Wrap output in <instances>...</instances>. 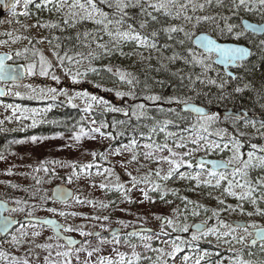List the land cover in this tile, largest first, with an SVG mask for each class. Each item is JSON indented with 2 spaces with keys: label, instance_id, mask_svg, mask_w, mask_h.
<instances>
[{
  "label": "snow or ice",
  "instance_id": "snow-or-ice-1",
  "mask_svg": "<svg viewBox=\"0 0 264 264\" xmlns=\"http://www.w3.org/2000/svg\"><path fill=\"white\" fill-rule=\"evenodd\" d=\"M20 3L21 0H14L11 7L15 9ZM0 5L8 7L7 0H0ZM30 5L38 11L54 12L60 16V19L55 21H42L37 18L36 23L31 27L58 31L62 34L75 30L74 34L63 36L53 34L51 38L44 37L36 41V44H40L47 40L55 58L53 63L42 50L35 47L31 37L14 36L12 32L3 33L2 35L11 38L12 44L27 40L31 47L25 46L0 55L2 82L11 81L13 85H18L26 76L39 75L50 76L59 84V77L54 72L60 69L65 76L71 78L73 84H79L82 82L81 77H87L89 73L96 74L101 70L94 66L95 61L117 52L121 56L127 55L123 49L128 44L134 45L136 51L132 54H138L141 60L151 61L152 54L155 53L159 64L156 71L167 70L177 63L199 71L184 74V68H178L175 72H171L172 76L179 79L181 86L187 89V93L183 96L152 94L147 82L143 84L144 93L141 95L136 91L141 82L135 74L106 66L104 70L112 73L117 83L121 87L126 85L128 90L104 88L105 92H114L121 100L126 97L131 101L141 100L140 103H129L124 107L110 104L102 96L91 95L87 91L68 96L67 90L64 89L49 87L45 91L43 88L37 89L31 84L27 85L38 98H46L53 102L42 111L21 110L30 113L23 116V119H31L32 127L43 122L38 121L36 117L51 111L59 97H66L65 102L73 108L77 107L74 101L82 99L85 105L82 110L87 114H91L95 107H100L105 112L120 113L125 119L113 120L111 123L113 131L105 132L103 129L109 127L105 121L98 122L96 119H91L86 129L81 122L84 120L82 117L81 121L73 125L70 140L80 144L84 138L96 139L97 134L115 140L125 135V131H117L113 134L118 127H131L132 122L135 121L134 133L140 127L148 129L147 133L143 131L138 133L146 143L141 144L136 135H133L127 144L111 149L108 155L122 156L126 152L130 153V159L122 161L120 166L127 169L133 164L139 165L135 169L137 173L145 167L141 163V158L157 167L150 168L142 176L126 171V175L130 177L128 183L131 187L120 183L119 176L115 177V183H109L107 181L114 175V169L97 163V159L108 162V155L93 151L90 153L93 162L87 164L41 161L32 169L37 175L31 176L35 181L31 189L21 187L20 184L12 181L0 180V184L6 188L29 193L27 197H10L12 207L6 206L7 201L0 202V209L7 212L6 215L0 214V264H176L178 259L180 264H208L207 258L210 253L207 250L199 252V243L202 240L207 241L210 237L229 246L228 250L233 255L227 259V264H253L252 260L244 258L242 250L234 249L233 245L240 244L247 248L259 244L261 250H264V225L245 221H226L222 219V214L239 213L247 217H264V206H262L264 205V174L252 177V172L257 169L264 173V145L249 142L248 150L245 151L246 144L242 138L246 134L239 130L241 124L243 127L250 126L264 137L262 131L264 120L260 121L257 127V121L248 118L246 113H225L222 118L220 113L209 112L206 107L198 106L194 97L199 99L207 95L198 88V85L216 87L220 92L219 99H225L232 93H242L251 87L249 83H244L242 87L236 86L232 92H227L232 82L240 84L244 80L239 73L246 71L249 58L255 54L253 48L264 56V23H252L245 19V16H259L264 20V0H23L24 11L13 12V15L26 17L31 15ZM210 9H214V13L210 14ZM16 22L19 23V20ZM85 24H91L93 27H83ZM208 26H211L210 30ZM23 27L26 32L29 26ZM201 29L206 30L201 31ZM222 38L234 42H218ZM241 40L250 42L253 47L242 46L239 43ZM6 44H9V40H0V46ZM145 52L148 53L147 56L144 55ZM166 52L170 55H165ZM18 60H22L23 63H17ZM220 65L224 66L223 75L218 70ZM211 73H215V78L210 75ZM155 83L164 85L162 80H157ZM0 95H4L3 88H0ZM14 95L21 94L15 92ZM149 102L156 107L162 118L149 114L151 111ZM164 105L169 107L165 108ZM193 113L194 118H192ZM222 119L224 122H232L233 134H230L227 128L218 127ZM145 120L151 121V126L143 124ZM2 123L0 121V124ZM161 136L162 140L159 139ZM42 139L47 137H30L33 144ZM13 143L22 144L25 141L19 140ZM140 148L144 151H137ZM224 152L228 153L226 160L206 159L213 154ZM6 159V155L0 152V161ZM49 165L70 168L72 171L67 177L69 184L74 179H79L81 173L87 172L90 175V170L95 168L96 175L104 176L106 181L101 182L98 187L105 191L120 192L122 202L136 203L129 193L133 189H138L143 195L140 203L144 201L155 203L150 195L152 192L158 193L159 200L166 204L173 203L172 200L166 199L171 194L181 201L183 207L172 209V217H155L161 221L159 232L143 227L137 230L131 222L124 220L115 221L119 225L118 229L101 224L102 232L109 233L110 239L102 236L101 232L86 231L87 225L84 224H61L55 219L41 218L36 216L38 210H45L53 216L58 215L65 219L80 217L87 221H110L109 215H88L56 207L45 208L49 200L53 203L60 202L65 208L80 205L106 210L115 205V201L105 203L89 199L87 196L70 192L63 186H57L49 196L41 187H37L50 183L52 178H59L55 167L50 168ZM164 165L168 166L166 171ZM181 169L190 171H181ZM40 172L49 179L45 180L39 176ZM5 175L12 176L15 173L9 168L5 171ZM174 178L194 181L196 188L206 186L219 189L223 186V194L234 198L238 203L233 206L227 204L225 199L217 198L220 207L208 209L202 204L189 200L187 196H179L177 189H167L166 182ZM140 185L144 187H139ZM96 186L92 184V187ZM42 192L43 194H40ZM69 199L73 201L72 205L69 204ZM37 200L39 203L34 202ZM245 204L252 205L253 211H246ZM202 213L207 216L206 219L198 223L187 222L190 217H199ZM209 221L214 223L209 226ZM47 226L52 227L53 235L39 240ZM129 227L133 230L122 233V229ZM73 232L84 239L77 240L71 235H65ZM185 233L188 234L187 237L182 235ZM88 237L97 238V244L92 245ZM162 237L166 239H161ZM248 237L252 239L249 241ZM134 239L139 243H134ZM154 239L164 246L154 247L152 243ZM5 244L7 248L4 247ZM104 245H112L110 255H99ZM120 246H125L130 251H121ZM138 248L143 251H138ZM22 249L24 254L19 255ZM185 249L189 251L185 252ZM196 252L199 254L196 255ZM215 255L221 257L222 254L216 252ZM248 255L252 256L253 253L249 252ZM216 264H225V261L220 258Z\"/></svg>",
  "mask_w": 264,
  "mask_h": 264
},
{
  "label": "rangeland",
  "instance_id": "rangeland-1",
  "mask_svg": "<svg viewBox=\"0 0 264 264\" xmlns=\"http://www.w3.org/2000/svg\"><path fill=\"white\" fill-rule=\"evenodd\" d=\"M23 0H21V3L16 6L15 10L13 12L21 13L23 12ZM13 12L7 13L2 20L0 21V40H9V44L0 46V53H5L10 50L14 49H22L25 46L28 45L27 40H20L16 42L15 44L11 43V38L2 35L6 32H12L13 35H26L32 38L33 44L36 48L43 51L44 55L49 59L52 60L53 63H55V58L52 56L51 53V46L47 43V40H44L43 43L36 44L37 40L43 39V32L42 29L39 27H31V25L35 24L32 19L28 18V16L23 15H13ZM19 20V23L16 21ZM24 25L29 26L28 30L24 31ZM19 62H23L22 60H19ZM54 74L59 77L60 83L57 84L55 81L51 79L50 76H31L30 79H36L39 78L42 81H45L46 83H49V86H43L39 83L36 85H32L33 87L40 89L43 88L45 91L49 87H55L57 89H64L67 90L68 96L76 95L81 91L80 85L73 84L70 77L65 76L64 72L60 69H56ZM11 84V83H10ZM27 84L19 83L18 85H11L9 87V96L11 98V101H0V121L3 122H9L12 125H15V128L18 129L22 124H32V123H25L28 119H23V116L30 115V113H24L21 110L22 109H36V110H43L46 107H48L50 104H53V102L46 98H38L36 93H33L30 88L27 87ZM15 92H19L21 95L16 96L14 95ZM31 97V98H29ZM28 102L26 104H23L24 102ZM66 97H59V99L56 101L58 102L59 108L61 109L62 106H68V104L65 102ZM77 104V107L84 108V101L82 99H77L74 101ZM33 104V106H31ZM38 104V105H37ZM37 105V106H36ZM36 106V107H35ZM30 107V108H29ZM104 112V110L100 107H95L94 111L91 114L85 113L86 122L89 125V121L91 119H96L98 122L101 120H98V115L96 113ZM48 113V112H47ZM46 113V114H47ZM112 113V112H108ZM114 114V113H112ZM193 116V115H192ZM40 116H37L36 119L40 121L38 118ZM31 120V119H29ZM72 129V128H71ZM71 129L69 130H63L60 131L58 134L47 137V139H42L41 141H38L37 143L33 144L30 141V137L23 139L25 143H16L15 146L7 152V159L0 161V180L3 181H12L13 183H18L21 185V187H31L35 184V181L31 179L32 175H37L33 172V168L36 167L41 161H61L64 163H78V164H87L93 162V157L90 154L93 151L96 152H103L108 153L113 148L112 145V139L103 138L100 137L97 134L96 139H82V142L80 144H76L72 140H70V136L72 134ZM87 129V127H86ZM230 133V132H229ZM62 137V138H61ZM143 144V143H141ZM118 148V147H116ZM137 151L143 152L144 149L140 148ZM11 153H15V155H11ZM202 155V154H201ZM130 159V153H124L122 156H115V155H108V162H105L104 160L97 159V163L101 164L103 167H111L114 169V175L110 178L109 183H115V177H120V183H124L126 186L131 187V185L128 183L130 180V177L126 175V171H132L133 175L142 176L146 171H148L150 168L154 169L157 167L155 164H151L147 161H144L141 158V163L145 165V167L141 168L140 171L137 173L136 168L139 167V165L133 164L129 166L127 169L122 168L121 162L126 161ZM31 166V167H29ZM49 167H55L57 176L59 178H52L50 183H44L43 185L37 186L41 187L49 196L52 195L53 188L58 184H66L69 187H72L77 195H83L87 196L89 199H94L96 201H103L105 203L109 201H115V205L113 207H110L106 210H99V209H93L90 206H80V205H74L73 207L65 208L63 204H59L58 202L53 203L51 200L48 201V203L44 206L46 207H56L58 209H64L66 211H77L82 212L88 215H109L110 221H87L83 220L80 217L72 218L68 217L65 219L64 217L60 216H53V214L45 211V210H38L36 212V215L38 217L47 218V217H54L59 219V221L62 224H72V225H80L84 224L87 225L86 231H102L100 225L104 224L105 226H110L111 228L119 227L115 223V221L118 220H124L126 222H131L135 228H141V227H148L155 230V232L160 231V225L161 221L157 220L156 216H165V217H172L173 212L172 209L176 208V204H165L162 205L163 202H160L158 199V195H150L155 200V203H149L148 201H144L143 203H140L139 201L143 200V195L138 189H133L129 195L132 200L136 201V203H126L122 202L121 193L115 190L105 191L98 187V185L101 182H106L104 176H98L96 175V169L93 168L90 170L89 173H81L79 179H74L71 184L67 183V177L71 174V169L68 167H60L59 165H49ZM165 171L167 170V165L163 166ZM11 168L15 175L7 176L5 175V171L7 169ZM181 171H190L188 169H181ZM21 174H28V175H21ZM39 176L43 177L45 180L49 179L48 176H46L43 172H40L38 174ZM155 179V177H153ZM179 179V178H177ZM188 181V180H183ZM189 182V181H188ZM96 184V187H92V184ZM167 183V182H166ZM139 187H144V185H140ZM202 187V186H201ZM223 187V186H222ZM221 187V188H222ZM168 189V187H166ZM0 189H8L3 184H0ZM11 194L13 197H27L29 193H24L20 191H16L11 189ZM40 194H43L40 193ZM217 198L225 199V201L235 202L236 200L232 197L225 196L224 194L219 195ZM35 203H39V201H34ZM70 205L73 204V201L69 203ZM120 209H125V211H120ZM131 213V214H129ZM222 219H225L226 221H230L233 219H240L237 217V215L230 216L228 214L227 217H224L222 215ZM201 220H197L196 217H193L192 219L189 218L187 221L188 223H197ZM212 222V223H211ZM214 223V221H209V226H211ZM260 225V224H257ZM124 233H127L129 230H133L132 227L124 228ZM53 233V232H52ZM68 235H71L77 239H80L82 237L79 236L78 233H67ZM243 235V233H240ZM53 235L50 232L44 231L42 237L39 238V240H44L47 236ZM175 235V234H173ZM185 237L188 236L187 233L182 234ZM252 237H248V240H250ZM84 239V238H83ZM87 239L91 240L92 245L97 244V239L93 237H88ZM161 239H166L162 237ZM135 240V239H134ZM133 240V241H134ZM139 243L138 240H136ZM210 242H218L215 238L210 237L207 241H200L199 243V252H202L203 250H200L201 244H206ZM154 247H163L164 245L160 244L159 241L153 240L152 241ZM223 243V242H220ZM236 249L244 250L245 247L240 244H234ZM27 247V246H25ZM112 245H104L102 248V251L99 255H110L111 254ZM104 250H107V254H104ZM121 251H130L125 246H120ZM138 251H143V249L138 248ZM188 249H185V252H188ZM199 252H196L195 254L198 255ZM19 255L24 254V249L18 253ZM183 255V254H181ZM176 264H180V260L178 259Z\"/></svg>",
  "mask_w": 264,
  "mask_h": 264
},
{
  "label": "trees",
  "instance_id": "trees-1",
  "mask_svg": "<svg viewBox=\"0 0 264 264\" xmlns=\"http://www.w3.org/2000/svg\"><path fill=\"white\" fill-rule=\"evenodd\" d=\"M29 10L31 12V15H29L28 18L32 19L34 23H36L37 18L42 21H55L60 19V16L58 14L42 10L38 11L32 5L29 6ZM214 11V9L209 10L210 14L214 13ZM245 19H249L252 22L258 24L264 23V20H262L259 16H245ZM83 27L91 28L93 26L91 24H85ZM210 27L211 26H208V30H210ZM204 30L206 29H201V31ZM74 31L75 30H69L67 33L62 34L58 31L42 29L43 37L48 38H51L53 34L61 36L74 34ZM219 41L234 42L231 39L225 38H222ZM239 43L248 47H253L250 42L244 40H241ZM65 44H68V42H65ZM123 50L127 55L121 56L117 52L111 56L95 61L94 66L101 70L96 74L89 73L87 77L80 78L82 82L78 85H80L81 91H87L91 95L102 96L105 100H108L110 104H113L117 107H124L129 103H140L141 100L138 99L136 101H131L130 98L127 97L121 100L120 98L115 96L114 92H105L103 90L104 88H119L121 91L128 90V87L126 85L121 87L119 83H117V79L115 76L112 75V73H109L104 70L106 66H111L114 70L117 68L124 69L135 74L141 82L140 86L137 87L136 91L138 94L141 95L144 93L143 84L147 82L150 86V92L152 94H159L163 96H170L176 94L183 96L187 93V89L181 86L179 79L175 76H172L171 72H175L178 68H184V74H187L190 71H199L198 69L193 70L188 67H185L181 63L172 65L167 70L156 71V69L159 67V64L155 58V53L152 54L153 59L149 61L147 59L141 60L138 54L133 55L132 53L136 50L134 45L132 44L125 45ZM253 51L255 54L251 56L247 64L246 71H241L239 73V75H242L244 77V80L240 84L232 82L229 85L227 92H232V89L236 86L242 87L244 83H249L251 85L250 88L246 89L242 93H232L231 96L226 97L225 99H219V89L211 85H198V88L206 92L207 95L201 96L199 99L194 97V99H196V103L208 106L212 109L227 110L232 108L235 111L246 110L250 113L249 118L257 121V127H259V122L264 120V56H262L255 48H253ZM144 55L147 56L148 53L145 52ZM165 55H170V53L166 52ZM214 58L215 57L213 56V59ZM164 63L167 62L164 61ZM218 70H220L221 74L223 75V69L218 67ZM210 75L215 78V73H211ZM157 80L164 81V85L161 86L155 83V81ZM96 85H100V87H96ZM188 94L191 95L190 93ZM26 103L28 102L25 101L23 104ZM59 105L60 104L58 102H55V106L52 107L51 111L38 118L43 122L37 123V125L34 127H32L31 124H22L18 129H16L15 125H12L7 121H2L3 123L0 124V129H3L2 131H0V152H3L7 156V152L12 150V148L16 144L13 143L14 141L23 140L32 136L40 138L50 137L58 134L60 131L69 130L73 127V125H76L78 121H81L82 117H84V120L81 122L84 124V126H89L86 122L85 112L82 110V108H73L68 105L62 106L61 109H58ZM31 106H33V104ZM149 107L151 109L149 113L150 115L156 116L157 118H162L161 114L156 110V107L151 105L150 102ZM164 107L167 108L169 107V105H164ZM171 107H175V105H171ZM96 114L98 115V120H103L109 124V127L107 129H103V131L105 132L113 131V129L111 128V123L113 120L125 119L120 113L112 114L104 111ZM221 117L223 118V115H221ZM192 118H194V116H192ZM25 123H32V121L28 119ZM142 123L151 126V121L149 120H145ZM135 127V121L132 122L131 127H118L113 132V134H115V132L117 131H125V135L119 136L112 141L113 148L120 147L123 144H127L133 135H136V138L140 141V143H146L145 140L139 137L138 133L141 131L147 133L148 129L145 127H140L134 133L133 128ZM218 127L227 128L230 134L234 133V128L231 121L224 122L222 119V121L218 124ZM239 130L246 134L245 137L242 138L245 140L246 144L245 151L248 150L249 142L257 143L258 145H264V137H262L260 133H258L255 129L251 128L250 126L243 127L241 124ZM154 139H156V137H154ZM159 139L162 140V136ZM208 157L226 160L228 157V153H217ZM262 174L264 173L257 169L252 172V177L255 178L257 175ZM165 187H168V189H177L179 196H187L189 200L202 204L208 209H216L220 207V205L217 203V197L223 194V187L219 189L206 186L196 188L194 181L188 182L177 178L168 181L165 184ZM150 193L152 195H158V193ZM10 197H13L10 188L5 190L0 189V198L10 200ZM166 199L172 200L173 204H176V208L183 207L181 201L177 197L172 196L171 194H169ZM226 203L235 206L238 201L230 202L228 200L226 201ZM165 204L166 203L164 202L162 203V205ZM245 209L246 211H253V207L250 204H245ZM228 214L229 213H223L222 215L224 217H227ZM208 215H210V213ZM229 215H237L238 218L245 220L247 223L254 222L256 224L264 225V217L261 216L247 217L242 216L239 213H231ZM192 218L193 217H190V219ZM206 218L207 216L203 213L201 216L196 217L197 220H204ZM233 247L234 249H236L234 245ZM228 249V245L220 242H210L206 244H201L200 247V250H207L210 253V256L207 258L208 264H216V261L220 258H223L225 264H227V259L233 255V253L230 252ZM216 252L221 253V257H217L215 255ZM242 252L244 254V258L252 260L253 264H264V250H261L258 245L255 247H247ZM249 252L253 253V255L249 256Z\"/></svg>",
  "mask_w": 264,
  "mask_h": 264
},
{
  "label": "water",
  "instance_id": "water-1",
  "mask_svg": "<svg viewBox=\"0 0 264 264\" xmlns=\"http://www.w3.org/2000/svg\"><path fill=\"white\" fill-rule=\"evenodd\" d=\"M13 2H14V0H7V4H8V7H5V6H3V5H0V21L2 20V18L7 14V12L12 8L11 7V5L13 4ZM249 20V19H248ZM249 22H252L251 20H249ZM252 23H255V22H252ZM258 24V23H257ZM215 38V37H214ZM218 42H220V41H218ZM221 43H233V42H221ZM242 46H246V45H243V44H241ZM4 53H0V55H3ZM215 57V56H214ZM251 58V57H250ZM250 58H249V60H250ZM8 63H11V61H8ZM218 67H220V68H222L223 69V65H220V66H218ZM229 70H233V69H231V68H229ZM10 83H12L11 81H8L7 83H5V82H2V81H0V88H3L4 89V95H0V100H6L7 99V97H8V90L6 89V87H4V85H6V84H10ZM19 83H28V84H31V85H36V84H40V85H43V86H49L50 84L49 83H46L45 81H42V80H40L39 78H36V79H30V78H27V76L26 77H24L23 78V80L21 81V82H19ZM198 106H204V105H200V104H197ZM204 107H206V110L207 111H209V112H213V113H220V114H222V115H224L225 113H236V112H240V113H246L247 114V116H248V118L250 117V113L249 112H247L246 110H238V111H235V110H233L232 108H230V109H227V110H220V109H212V108H210V107H207V106H204ZM193 116H195V114L193 113L192 114ZM258 117V116H257ZM206 159H211V160H219V159H216V158H207L206 157ZM209 167H210V165H209ZM57 186H63L65 189H67L68 191H70V192H73V193H75L76 194V191L72 188V187H69L68 185H66V184H58V185H56L54 188H53V190L57 187ZM52 190V191H53ZM72 200L71 199H69V203L71 202ZM0 202H4V200H2V199H0ZM59 204H61L60 202H58ZM42 218V217H41ZM47 218H51V219H55L58 223H61L60 221H59V219H57V218H54V217H47ZM232 221H242V220H232ZM246 222V221H245ZM198 223V222H197ZM62 224V223H61ZM47 228H50L52 231H53V229H52V227L51 226H47ZM114 228H119V227H114ZM144 228H147V229H152V228H148V227H144ZM137 230H139L140 228H136ZM153 231H155L154 229H152ZM122 231V233H124V230L122 229L121 230ZM130 231H132V230H129L128 232H130ZM96 232H99V231H96ZM65 235H68V234H66L65 233ZM73 237V236H72ZM73 238H75V237H73ZM75 239H77V238H75ZM77 240H80V239H77ZM258 245V244H257Z\"/></svg>",
  "mask_w": 264,
  "mask_h": 264
},
{
  "label": "flooded vegetation",
  "instance_id": "flooded-vegetation-1",
  "mask_svg": "<svg viewBox=\"0 0 264 264\" xmlns=\"http://www.w3.org/2000/svg\"><path fill=\"white\" fill-rule=\"evenodd\" d=\"M13 10H15V9H10L7 13L9 14V13H11V12H13ZM17 63H23V62H19V60L18 61H16ZM11 63H12V61H11ZM27 77H30V78H32L31 76H27ZM24 84H27V83H24ZM11 85H13L12 83L11 84H6L5 85V87L8 89V92L10 91V89H9V87L11 86ZM11 100V99H10ZM0 199H2V200H4V201H7V207H12L13 205L11 204V200H5L4 198H0ZM0 214H2V215H6L7 214V212L4 210V209H0ZM37 216V215H36ZM44 231H47V232H50L51 234H53L52 232V230L50 229V228H45L44 229ZM99 232H101L102 233V236H105V237H108L109 239L111 238L110 237V235H109V233H107V232H102V231H99ZM67 234V233H66ZM94 238V237H93ZM81 239H83V238H81ZM95 239H97V238H95ZM252 239V238H251ZM250 239V240H251ZM249 240V241H250ZM135 242H137L136 240H134V243ZM258 246H259V244H258ZM4 247L5 248H7V245L5 244L4 245ZM22 251V250H21ZM104 254H107V250H104Z\"/></svg>",
  "mask_w": 264,
  "mask_h": 264
}]
</instances>
